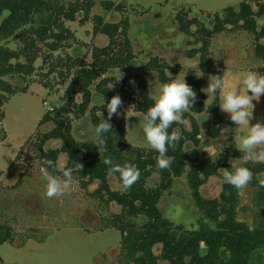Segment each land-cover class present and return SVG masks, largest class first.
<instances>
[{"label": "trees", "instance_id": "obj_1", "mask_svg": "<svg viewBox=\"0 0 264 264\" xmlns=\"http://www.w3.org/2000/svg\"><path fill=\"white\" fill-rule=\"evenodd\" d=\"M95 5L96 0H0V123L4 116L3 105L11 95L26 92L35 82L51 90L54 88L52 76L59 78L56 83L59 85L71 81L73 89L64 92L60 107L46 110L37 125L38 128L52 123V127L45 132L36 129L27 141L37 145L36 157L49 172L52 169L46 161L51 160L58 166L57 160L64 154L66 160L61 167L73 170L74 182L100 210L108 211L111 203L120 207L118 212L100 218L101 229L115 228L120 233L116 264H264V187L255 179L248 185L257 191L254 201L257 206L252 209L251 223L241 219L240 189L224 183L222 172L223 169L234 170L230 159H242L243 153L235 145L232 123L220 114L219 92L214 97L203 90L218 68L210 57V49L213 38L220 33L244 31L250 35L254 59L264 64V43L261 42L264 25L258 27L257 24V19L264 16V3L243 0L220 12H207V21L195 15L189 17V7L177 11L176 26L185 35L188 46L184 55L188 59L197 57V64L187 68L157 55H149L142 67L131 66L136 53L129 36L128 17L106 20L101 13L94 12ZM100 6L108 13L125 9L122 0H102ZM79 14V22L84 24L90 20L93 34L105 35L107 43L92 45L90 60L67 53L54 58L52 51L62 52L72 41H78L66 22L74 21ZM113 70L124 73L122 81H116L119 73ZM144 70L153 72L160 85L183 74L197 93L193 109L184 114L185 124H173L169 129V132L179 131L183 138L175 150L169 148L167 156L173 162L167 169L158 168V152L128 142L122 118L116 119L113 115L110 121L113 132L104 134L105 145H99L95 133L102 114L107 119L106 103L116 94L122 101L130 98L134 111L146 115L154 98ZM36 76L40 78L35 79ZM130 80L135 81V86ZM15 81L22 84L13 83ZM112 84L114 87L109 89ZM77 95L80 100L76 99ZM61 108H66L73 118ZM197 115L209 117L208 124L202 126ZM79 118L88 119L95 137L77 139L73 135L72 119ZM221 133H226L227 143L215 157H205L200 151L202 135L217 138ZM5 137L1 128L0 142ZM51 140L59 141L60 146L45 148ZM106 157H111L114 163L127 162L138 167L141 175L130 190H121L119 174L111 173L109 166L103 163ZM78 163L83 165L82 170L76 167ZM238 166L248 167L254 177L264 171V164H245L243 159ZM154 175L157 180L150 183ZM213 176L221 183L219 194L202 195V186ZM180 178L184 179L199 213L194 225L188 227L173 223L160 209L161 198L172 192L175 181ZM112 181L117 184L116 188ZM93 183L96 187L89 190ZM16 184L19 185L20 180ZM0 198V201L13 202L8 196ZM17 206L27 212L20 203ZM4 208L0 206V211ZM15 220L9 213L5 219H0V245L15 244L16 239H21L19 245H22L29 237L28 229L20 235L17 233ZM0 264L5 263L0 259Z\"/></svg>", "mask_w": 264, "mask_h": 264}, {"label": "rangeland", "instance_id": "obj_2", "mask_svg": "<svg viewBox=\"0 0 264 264\" xmlns=\"http://www.w3.org/2000/svg\"><path fill=\"white\" fill-rule=\"evenodd\" d=\"M101 1L96 0L94 12L101 13L106 20H119L124 16L129 19V36L136 53L131 66L142 67L149 55H157L169 63L178 62L183 68H187L197 64V57L188 59L184 55L188 46L185 44V35L177 29L176 12L189 7L191 9L189 17L195 15L207 21V12H220L223 8L236 6L243 0H122L125 9L110 13L102 9ZM261 1L264 3V0ZM252 7L256 8L254 4ZM80 15L74 21L66 22L78 41H72L70 47L61 53L90 60L89 51L92 45L103 46L108 38L105 35H94L91 21L81 24ZM257 24L258 27L264 25V16L257 19ZM261 42L264 43V39H261ZM210 51V57L218 67L210 76L223 77L229 89L237 87L243 75L249 70L264 74V64L254 59L252 38L244 31H225L218 34L212 40ZM39 62L40 60H37V64ZM119 71L113 70V73ZM143 73L148 80L151 95L155 98L161 85L153 72L144 70ZM36 77L35 79L40 78ZM179 77L182 78L183 74ZM51 79L53 89L49 90L41 83L35 82L28 86L26 92L11 95L3 105L4 116L0 123V131L2 128L6 137L0 142V196H8L14 203L0 201V206L5 207V211L3 209L0 211V219H5L8 213L15 216V228L19 235L25 233L27 229L37 231L27 230L29 237L22 245H19L21 239L15 240L16 245L10 243L0 245V259L5 264H116L120 233L115 228L101 229L100 218L118 212L120 207L117 204L111 203L106 212L100 210V206L90 199L76 182L71 194L52 199L45 196V181L42 179V170L45 169L36 157L37 145L27 140L33 136L36 129L45 132L52 127V123L43 124L38 128L37 125L46 110L60 107L64 92L73 89L71 81L59 85L56 84L59 78L56 80L52 76ZM13 83L22 84L21 81ZM208 84L209 79L203 86L205 92ZM76 99L80 100V96L77 95ZM253 104L255 107L250 124H255L258 120L264 123V95L259 101L253 100ZM61 110L73 118L66 108ZM119 111L121 114L115 115V118L123 119L128 142L151 148L142 130L146 115L134 111L130 98L123 99ZM220 114L232 123L233 139L237 147L246 128L237 129L238 125L231 121L229 114L222 112L221 109ZM196 118L202 126L209 122L207 116L197 115ZM186 125L188 126V123ZM72 128L77 139L95 137L87 118L72 119ZM30 139L34 141L33 138ZM226 143V133H221L217 138L202 135L200 151L205 157L213 158ZM59 146V141L51 140L46 143L45 148ZM65 160V155L61 154L57 160L58 166L61 167ZM241 162L242 159H230L234 167ZM19 180L20 184L17 185ZM156 180L157 176L154 175L150 183ZM96 185V183L90 185L89 190L94 189ZM112 186L116 188L117 184L113 182ZM220 189V181L213 176L202 186L201 193L213 197L219 194ZM240 197L242 210L240 218L251 223L252 209L257 206L254 202L257 191L247 185L240 189ZM19 203L27 212L19 209L17 206ZM160 209L173 223L187 227L194 225L199 215L183 178L175 181L171 193L163 195Z\"/></svg>", "mask_w": 264, "mask_h": 264}, {"label": "clouds", "instance_id": "obj_3", "mask_svg": "<svg viewBox=\"0 0 264 264\" xmlns=\"http://www.w3.org/2000/svg\"><path fill=\"white\" fill-rule=\"evenodd\" d=\"M56 58L62 55L60 50L51 52ZM168 71V70H167ZM171 76V74L168 72ZM124 73L119 71L116 78L117 82L122 81ZM185 77V76H184ZM177 77L163 83L159 88L158 95L154 98V104L147 110L145 123L143 124V133L148 145L158 152L157 166L160 169H167L172 164V158L167 156L169 148L176 149L183 138L182 133L177 130L169 132L173 124H185L184 114L193 109L197 99V93L189 85L185 78ZM135 86V81L130 80ZM112 84L109 89H112ZM243 89L242 91L240 89ZM219 92V107L222 112L229 114L233 123L238 128H246L245 134L241 137L237 149L243 153V162L264 164V123L259 120L255 124H250L253 118L255 105L253 100L259 101L264 95V74L249 70L246 72L237 87L229 89L223 77L213 75L209 77V84L206 93L214 97ZM249 93H251L249 95ZM123 101L119 94L111 97L106 103L107 119L104 118L95 127L96 136L99 137V145L106 144L104 134L113 132V125L110 123L113 115L119 116V109ZM208 118V117H207ZM103 163L109 166L111 173H118L122 191H128L139 180L140 170L135 164L114 163L111 157H106ZM46 164L52 169L51 172L42 170V179L45 181V196L48 199L61 197L71 194L74 187V177L71 168L58 167L53 161L48 160ZM76 167L83 169V165L78 163ZM60 173L56 175L54 173ZM223 182L232 185L236 189L245 188L256 180L260 187H264V171L256 173L245 166L235 167L234 170L223 169Z\"/></svg>", "mask_w": 264, "mask_h": 264}]
</instances>
